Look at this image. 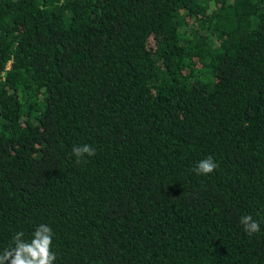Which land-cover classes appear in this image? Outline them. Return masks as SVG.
Masks as SVG:
<instances>
[{
    "label": "trees",
    "instance_id": "obj_1",
    "mask_svg": "<svg viewBox=\"0 0 264 264\" xmlns=\"http://www.w3.org/2000/svg\"><path fill=\"white\" fill-rule=\"evenodd\" d=\"M40 224L54 264H264V0H0V253Z\"/></svg>",
    "mask_w": 264,
    "mask_h": 264
},
{
    "label": "clouds",
    "instance_id": "obj_2",
    "mask_svg": "<svg viewBox=\"0 0 264 264\" xmlns=\"http://www.w3.org/2000/svg\"><path fill=\"white\" fill-rule=\"evenodd\" d=\"M72 153L80 163L82 159L92 157L96 150L88 145L73 146ZM219 165L211 156L201 160L194 171L197 174L208 175L215 171ZM240 224L249 235L260 232V223L252 215H244L240 218ZM53 231L46 224H40L31 234L30 239H25L24 232L18 231L13 237L14 246L5 248L0 253V264H54L56 253L52 251Z\"/></svg>",
    "mask_w": 264,
    "mask_h": 264
}]
</instances>
